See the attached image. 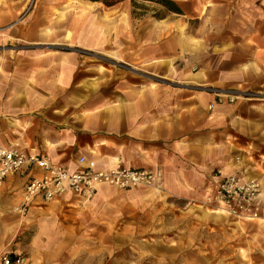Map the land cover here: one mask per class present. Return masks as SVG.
<instances>
[{
  "label": "rangeland",
  "instance_id": "1",
  "mask_svg": "<svg viewBox=\"0 0 264 264\" xmlns=\"http://www.w3.org/2000/svg\"><path fill=\"white\" fill-rule=\"evenodd\" d=\"M172 1L181 14L155 0H0V141L24 147L32 119L21 120L48 101L64 107L53 111L57 118L84 117L113 95L118 100L119 87L143 92L162 84L169 123L183 120L178 140L199 136L201 154L211 151L204 167L214 176L223 166L230 105L245 96L264 103L256 78L247 85L239 74L264 73V0ZM176 40L190 41L181 56ZM187 154L185 162L194 153ZM253 177L261 186L254 219L214 213L218 202L206 200L208 185L182 195L160 182L102 186L103 194L48 216L54 235H36L33 201L16 208L21 190H0V237L16 216L29 223L0 242V256L20 253L34 264H264V177Z\"/></svg>",
  "mask_w": 264,
  "mask_h": 264
},
{
  "label": "crops",
  "instance_id": "2",
  "mask_svg": "<svg viewBox=\"0 0 264 264\" xmlns=\"http://www.w3.org/2000/svg\"><path fill=\"white\" fill-rule=\"evenodd\" d=\"M189 42H173L178 56L181 49H184L183 46ZM258 51L264 52V47L258 48ZM200 74L197 73V76ZM229 74L225 73L224 77ZM239 74L243 79H247V85L248 80L255 77L258 86L264 88V73ZM214 75L216 76V73ZM232 75L235 76L236 73H231L230 76ZM138 87L117 88L118 100L115 94L110 103L103 101L96 107H90L91 115L84 117L77 115L70 119L66 116L57 118L53 111L62 110L64 107L58 108L60 103L57 102H46L43 108L38 107L33 114L21 120V123H25L29 121V117L32 119V125L26 133L27 137L31 134L32 138L22 140L24 147L18 149L46 156L52 163L69 172L78 169L77 158L81 155L94 160L97 168L120 164L130 169L159 171L160 183L177 195H182L183 190L203 191L205 185L211 186L215 177L212 175V169L204 167L208 164L204 160L211 158V151H208V157L202 155L206 152L200 150V147L205 144L201 145L199 136L193 137L194 134L187 143L178 140L184 135L183 120L176 117V120L169 123L167 87L161 84L143 92ZM248 88L245 87L246 90ZM212 140H215L214 134L208 136V141ZM46 143H49L50 147H47ZM7 146L5 140L0 141V147ZM189 152L194 153L193 157H186L188 161L185 162L184 154ZM192 158H195V161ZM222 164L219 168L224 173L234 171L239 164L245 171V176L254 179L255 175L264 177V103H254L250 97L245 96L242 101L230 105L228 113L225 114V157ZM26 179V176L10 175L5 179L2 191H22ZM103 191V188L98 189L95 196L103 194ZM32 201L30 210H33L34 214L30 221H38V228H41L36 235H54L55 232L50 229L54 221L48 216L61 212L64 207L76 205L78 199L67 194L52 203L46 204L38 199ZM219 211L223 210L214 213ZM14 221L10 227L2 229L0 242H10L12 236L9 235H13L17 228L29 225L17 216ZM28 262L34 264L30 257Z\"/></svg>",
  "mask_w": 264,
  "mask_h": 264
},
{
  "label": "built area",
  "instance_id": "3",
  "mask_svg": "<svg viewBox=\"0 0 264 264\" xmlns=\"http://www.w3.org/2000/svg\"><path fill=\"white\" fill-rule=\"evenodd\" d=\"M78 169L69 172L60 165L53 164L49 158L37 153H27L18 148L0 147V188L10 175L26 176L22 187V203L38 199L43 202L67 194L78 200H87L95 192L96 185L104 184L121 190L135 187L138 183L153 181V174L147 169H130L120 164L97 168L96 162L84 155L77 158ZM240 169L230 175H222L213 194L207 196L211 201L222 203L223 211L234 217L257 218L260 207L257 204L259 186L248 182ZM0 264H29L28 258L20 253L3 254Z\"/></svg>",
  "mask_w": 264,
  "mask_h": 264
},
{
  "label": "bare ground",
  "instance_id": "4",
  "mask_svg": "<svg viewBox=\"0 0 264 264\" xmlns=\"http://www.w3.org/2000/svg\"><path fill=\"white\" fill-rule=\"evenodd\" d=\"M54 164V163H53ZM55 165H57V164H55ZM138 169H144V168H138ZM147 170H150V169H147ZM217 170H220V169H216L215 170V173H214V177H215V180H214V183L213 184H211V186H209V187H211V191H210V193H208L207 195H206V200L207 201H211V200H209L208 198H207V196L208 195H210V194H213V192H214V190H215V187H216V184L219 182V180H220V178H221V176H218L217 175ZM151 171V173L153 174V181L152 182H149V183H145V182H141V183H138L137 185H135V187H133V188H130V189H134V188H136V187H140V186H153L154 184H156L157 182H160V173H159V171H152V170H150ZM221 171V170H220ZM236 170H234V171H231V172H229V173H223L222 171H221V173H222V175H230L231 173H233V172H235ZM243 177L245 178V179H247L248 180V182H250V180L251 181H254L258 186H259V188H258V195H257V197H259V195H260V190H261V186H260V183L257 181V180H255V179H249V178H247L246 176H245V174H243ZM216 178H218L219 180H216ZM101 186H108V185H104V184H98V185H96V189H95V192L93 193V195H95V193H97V191H98V189L101 187ZM108 187H112V188H114V189H118V190H121V189H119V188H116V187H113V186H108ZM208 187V188H209ZM2 188H3V186L0 188V190H2ZM130 189H125V190H130ZM92 195V196H93ZM66 196V195H65ZM64 196V197H65ZM91 196V197H92ZM90 197V198H91ZM63 198V197H62ZM89 198V199H90ZM23 199V198H22ZM21 199V202H20V204H19V206H18V209H20V210H22V211H24L25 210V208L28 206V204L32 201H29V203L28 204H26V205H24L23 203H22V200ZM57 200H59L58 198H56V199H53V200H50V201H48V202H51V201H57ZM213 202V201H212ZM257 202H258V198H257ZM222 207H223V205H222V203L221 204H219L218 203V209L219 210H223L222 209ZM225 213L226 214H229L228 212H226L225 211ZM230 216H232L231 214H229ZM234 217V216H233ZM237 218V217H236ZM238 218H241V219H250V218H247V217H244V218H242V217H238ZM252 219V218H251ZM7 254H10V253H7Z\"/></svg>",
  "mask_w": 264,
  "mask_h": 264
},
{
  "label": "trees",
  "instance_id": "5",
  "mask_svg": "<svg viewBox=\"0 0 264 264\" xmlns=\"http://www.w3.org/2000/svg\"><path fill=\"white\" fill-rule=\"evenodd\" d=\"M90 1H101L106 6H112L121 0H90ZM158 4L164 7L167 11L181 14L180 8L172 0H155Z\"/></svg>",
  "mask_w": 264,
  "mask_h": 264
}]
</instances>
